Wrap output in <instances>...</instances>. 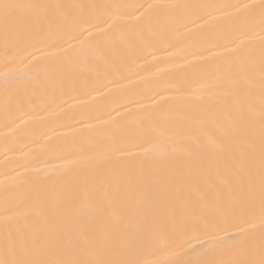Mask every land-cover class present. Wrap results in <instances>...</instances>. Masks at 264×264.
I'll list each match as a JSON object with an SVG mask.
<instances>
[{
  "label": "snow or ice",
  "instance_id": "6c2138e0",
  "mask_svg": "<svg viewBox=\"0 0 264 264\" xmlns=\"http://www.w3.org/2000/svg\"><path fill=\"white\" fill-rule=\"evenodd\" d=\"M0 111V264H264V0H0Z\"/></svg>",
  "mask_w": 264,
  "mask_h": 264
},
{
  "label": "bare ground",
  "instance_id": "6f19581e",
  "mask_svg": "<svg viewBox=\"0 0 264 264\" xmlns=\"http://www.w3.org/2000/svg\"><path fill=\"white\" fill-rule=\"evenodd\" d=\"M64 2H96V3H105V4H119V3H130V2H139V0H64ZM158 2H167V3H187V4H225V3H237L238 0H158ZM249 3H256L258 0H248ZM173 38L179 39V34L172 33L171 34ZM256 39H259V36H256ZM171 51L175 52L177 49H172ZM160 58L163 60L164 54L159 53L158 54ZM183 61L180 60H171L168 63H161L159 67L169 73H172L175 71L174 65H182ZM155 69H152V72H155ZM142 75L147 77V80L145 82H137L136 84V90L139 92L147 93L150 88H155L156 84L155 81L157 79H163L168 80L169 77L167 76H161L157 74L156 76H153L151 72H143ZM136 79L135 77L133 78ZM124 84H127V81L123 82ZM99 86L98 82L93 77L92 80H90L86 85L84 83H81L80 88L81 91L79 93H75L79 96V100L82 104L86 106H98L99 108L103 109L105 107H115L119 106L124 103V97L130 96L131 93L122 92L118 95H111L108 94L106 90L101 89V94L93 93L92 96L84 95V92H86L89 88L97 87ZM170 95V94H166ZM59 102V101H58ZM69 103H73L70 101ZM129 107L134 108L135 105H130ZM91 110V107H78L76 111L78 112H84ZM123 111V109H121ZM66 112H67V106H65V109L61 111L60 109L55 108L53 106L48 110V112H39L38 115L40 117H43V120H33L31 123V128L34 129L35 134L43 133L44 131H47L51 127L60 124V123H66ZM49 113H54L55 115H49ZM115 115V113H113ZM173 116L175 113L172 114ZM79 118V117H78ZM87 123L96 124V121H88ZM3 114L2 111H0V180L4 179V171L6 168H10L13 165V162L18 158L19 154L16 152L10 153L9 158L6 160L3 152H4V142H3V135L7 131L3 128ZM85 125H81L79 123L75 124V127L77 129L83 127ZM101 130L97 128L92 135L99 134ZM50 136H53L51 132H49ZM89 133H84L83 136L87 137ZM71 140V131L69 128H58L56 134L53 136V145L56 143H59L61 146L65 145V141ZM54 163H58V161H54ZM157 257L149 256L148 259H155Z\"/></svg>",
  "mask_w": 264,
  "mask_h": 264
}]
</instances>
